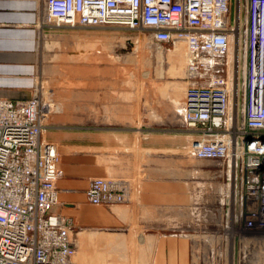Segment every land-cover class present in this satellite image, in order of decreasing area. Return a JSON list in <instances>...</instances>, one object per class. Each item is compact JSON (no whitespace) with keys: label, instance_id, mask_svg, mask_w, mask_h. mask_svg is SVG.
<instances>
[{"label":"built area","instance_id":"1","mask_svg":"<svg viewBox=\"0 0 264 264\" xmlns=\"http://www.w3.org/2000/svg\"><path fill=\"white\" fill-rule=\"evenodd\" d=\"M110 25L186 43L181 121L198 135L192 152L239 173L241 236L264 227V0H45L38 22L41 30ZM50 112L38 87L26 100L0 96V264H73L77 252L71 219L52 212L61 171L55 144L43 138ZM129 191L122 180L94 177L86 196L111 207ZM206 235L192 241L198 264H225L224 235Z\"/></svg>","mask_w":264,"mask_h":264},{"label":"crops","instance_id":"2","mask_svg":"<svg viewBox=\"0 0 264 264\" xmlns=\"http://www.w3.org/2000/svg\"><path fill=\"white\" fill-rule=\"evenodd\" d=\"M44 7L45 0H0V96L26 100L33 95L40 43L63 28H39ZM93 106L91 95L89 115L62 106L43 133L60 155L58 203L52 212L71 219L77 253L135 256L139 264H198L190 237L172 232L175 212L170 206L175 196L186 204V193L175 194V183L183 184L184 177L175 179L174 166L188 158L197 133L179 122L175 107L158 114L172 117L170 122L147 124L121 121L119 109L96 114ZM94 177L126 182L128 200L111 207L88 202L86 191Z\"/></svg>","mask_w":264,"mask_h":264},{"label":"rangeland","instance_id":"3","mask_svg":"<svg viewBox=\"0 0 264 264\" xmlns=\"http://www.w3.org/2000/svg\"><path fill=\"white\" fill-rule=\"evenodd\" d=\"M55 33L57 37L40 43L37 83L33 90L34 94L38 87L43 100L51 103L47 123L62 106L77 107L89 115L90 95L96 114L119 109L124 113L121 121L133 123L136 119L149 124L170 122L172 117L158 114L175 107L179 112L177 119L182 123L183 99L191 78L186 71L188 58L177 59L173 52L176 48L155 42L146 30L119 25L63 27ZM92 41L100 42L90 45ZM179 45L188 57L186 43ZM235 46L233 42V51ZM174 93L179 96L175 101ZM187 155L183 165L174 166L175 179L184 177L183 184L175 183V194L183 191L187 201L183 206L180 197L173 198L172 232L188 234L193 239L192 235L219 232L224 235L225 264H263L264 256L255 253L257 246L249 244L244 249L241 241L244 230L238 219L239 173L227 161L196 158L191 145ZM243 208L246 217V204ZM181 210L183 215H178L176 212ZM222 214L223 226L219 220ZM73 264H139V261L135 256H89L76 252Z\"/></svg>","mask_w":264,"mask_h":264},{"label":"bare ground","instance_id":"4","mask_svg":"<svg viewBox=\"0 0 264 264\" xmlns=\"http://www.w3.org/2000/svg\"><path fill=\"white\" fill-rule=\"evenodd\" d=\"M98 42H100V41H92V42H90V45L98 43ZM173 52L176 53L177 59H179V60L185 59V56H186V60L188 58L187 57V53L185 52V49L183 48V46H180V45L176 46V50H174ZM192 236L193 237L195 236V239L190 237V238H192L191 241H193V240L194 241L201 240L202 238L210 239L207 235H204V236H202V235H192ZM241 238H242L241 239L242 243H244V249H246V247H248L249 244H253V245L257 246V248H258L257 249L258 252H255L256 255L257 256H264V227H258L257 230H255V232L245 233L244 235H242Z\"/></svg>","mask_w":264,"mask_h":264}]
</instances>
